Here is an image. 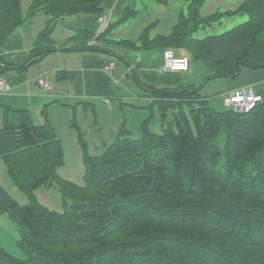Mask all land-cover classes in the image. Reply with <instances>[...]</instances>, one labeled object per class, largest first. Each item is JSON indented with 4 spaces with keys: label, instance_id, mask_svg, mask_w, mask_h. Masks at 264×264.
<instances>
[{
    "label": "trees",
    "instance_id": "obj_1",
    "mask_svg": "<svg viewBox=\"0 0 264 264\" xmlns=\"http://www.w3.org/2000/svg\"><path fill=\"white\" fill-rule=\"evenodd\" d=\"M21 1L0 0V51L26 15L42 11L48 18L35 37L33 52L22 62H5L0 56L1 73L6 68L26 69L56 49L110 53L106 41L112 31L139 13L137 0H129L119 19L97 35L98 46L86 45L93 31L80 30L79 48L55 46L51 34L59 21L80 15L97 18L103 0H31L26 13ZM205 1L187 0L186 12L179 11L167 33L153 34L156 19L136 39L119 42L136 50H185L190 61L205 63L207 80H235L244 68H264V0H241L235 9L203 15ZM240 14L247 20L211 32L223 17ZM67 77L65 70L56 74L57 80ZM143 87L144 96L160 112V132L152 131L148 120L141 124L138 138L120 127L117 139L101 154L84 153L83 185L59 177L64 150L48 118L35 124L28 109L2 107L0 157L28 202L20 205L0 185V213L19 225L15 243L22 255L0 247V260L264 264V100L248 112L217 110L192 84ZM53 183L67 203L62 212L45 207L33 193Z\"/></svg>",
    "mask_w": 264,
    "mask_h": 264
},
{
    "label": "crops",
    "instance_id": "obj_2",
    "mask_svg": "<svg viewBox=\"0 0 264 264\" xmlns=\"http://www.w3.org/2000/svg\"><path fill=\"white\" fill-rule=\"evenodd\" d=\"M128 1L103 0L101 2L100 7L103 10L101 14L107 17L108 24L113 23V21L111 22L113 17L119 19ZM40 12L42 11L36 12L30 21L24 22L4 43L0 56L5 62H22L33 52L35 37L44 29L47 21V17L43 22L34 20ZM63 23L69 33L63 32V37L53 35L55 46L65 45L79 48L82 40L74 38L78 37L76 31H93L95 33L98 28L96 16L91 15L70 17ZM155 33L161 32L155 31L153 34ZM106 42L109 45L110 53L80 49H56L26 69L6 68L5 72H0V79H3L5 83V89L0 91V127L3 124L2 107L4 105L28 109L35 124H42L45 118H48L57 132L56 127L60 124L57 121L59 113L65 114L62 123L69 122L71 127L70 111L75 112L77 108L84 107L85 104L94 109L95 103L101 100L103 104L107 103L108 106H113L112 100L119 101L125 97L128 98L130 95L122 91L119 86L125 77L132 76L139 92H143L138 95L139 97H146L144 96L146 90L143 87L145 85L172 87L192 84L195 79L193 61L190 63L189 72L161 71L163 48L136 50L119 46L113 49L110 39ZM178 51L180 54L189 55L185 50ZM111 63H113V70L105 71V67ZM36 65H39V70L31 74L32 67ZM61 70L68 72L67 79H56L57 72ZM241 75L242 78L239 76L235 80L226 81L225 87L221 91L222 97L241 87L248 86L260 93L264 100V68H244ZM38 78L49 81L51 87L41 91L37 82ZM59 138L61 139V137ZM0 247L3 248L1 245ZM11 254H17L16 248ZM0 264L5 263L0 260Z\"/></svg>",
    "mask_w": 264,
    "mask_h": 264
},
{
    "label": "rangeland",
    "instance_id": "obj_3",
    "mask_svg": "<svg viewBox=\"0 0 264 264\" xmlns=\"http://www.w3.org/2000/svg\"><path fill=\"white\" fill-rule=\"evenodd\" d=\"M186 1L168 0V4L161 5L157 0H137L136 9L139 10L138 15L125 23L119 24L112 31V38L110 39L111 46L113 49H116L122 46L119 40L128 38L136 39L144 27L156 19L158 23L153 28V33L155 31L167 33L170 26L175 22L179 11L183 9L186 12ZM240 1L206 0L200 11L203 15H208L215 11L232 10L238 6ZM30 3L31 0L21 1L23 13H26ZM32 16L26 15L25 22L30 21ZM46 17L48 18L45 13L40 12L34 20L36 22H43ZM115 20L117 18L113 17L111 22ZM246 20V14L232 15L230 17L225 16L221 24L212 27L211 32H223ZM66 31L69 33L64 23L59 21L52 31V39L53 35L63 37ZM193 64L195 65V79L192 85L199 88V94L201 96L203 95L208 98V104L211 107L217 110L225 108L221 91L225 87L226 81L233 79L216 77L207 80L206 78L209 72L205 63L201 60H193ZM37 70H39V65L32 67L31 74L36 73ZM119 86L122 91L130 95L128 98L120 99V102L116 101L117 99L112 100L114 102L113 106H108L107 103L103 104L101 100L95 103L94 109H92V106L85 104L84 107L77 108L73 116L70 111L71 115L69 118L73 123V127L69 126V122L62 123L65 114H58L57 121L60 124L57 125L56 129L58 136L61 137L64 160L63 165L57 169V172L62 179L83 185V175L85 172L83 162L84 153L86 152L88 155L94 156L102 153L108 145L117 139L120 127L122 126L129 132V136L132 138L140 137L139 128L145 120H148V126L152 131L160 132V112L157 106L152 104L148 96H138L143 94V92H139L138 86H135V81L132 76L125 77ZM220 141L222 143V139ZM81 144H84L85 148ZM0 185L20 205L28 202V196L11 181L1 157ZM33 193L37 201L45 207L57 212L64 211L67 203L64 201L63 195L56 184L53 183L48 187L40 186ZM18 229L19 225L12 218L6 213H0V245L9 253L16 248V256H22L15 243V240L18 238Z\"/></svg>",
    "mask_w": 264,
    "mask_h": 264
},
{
    "label": "built area",
    "instance_id": "obj_4",
    "mask_svg": "<svg viewBox=\"0 0 264 264\" xmlns=\"http://www.w3.org/2000/svg\"><path fill=\"white\" fill-rule=\"evenodd\" d=\"M108 19L105 15H100L97 18L98 28L94 36L86 42L88 47L98 46L97 35L107 26ZM113 63L105 67V71L111 72ZM161 71L168 72H189L190 71V56L180 54L175 48H165L163 50V62ZM38 85L41 91H45L51 87L49 81L44 78H38ZM5 89L3 79H0V91ZM263 97L251 87H241L229 94L223 96V103L228 108H233L237 111L248 112L261 102Z\"/></svg>",
    "mask_w": 264,
    "mask_h": 264
},
{
    "label": "bare ground",
    "instance_id": "obj_5",
    "mask_svg": "<svg viewBox=\"0 0 264 264\" xmlns=\"http://www.w3.org/2000/svg\"><path fill=\"white\" fill-rule=\"evenodd\" d=\"M82 37V36H81ZM92 50V49H91ZM121 57V56H120Z\"/></svg>",
    "mask_w": 264,
    "mask_h": 264
}]
</instances>
